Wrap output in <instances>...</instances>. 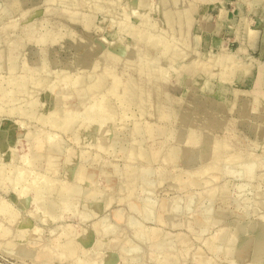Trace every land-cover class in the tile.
I'll return each mask as SVG.
<instances>
[{
  "label": "rangeland",
  "instance_id": "1",
  "mask_svg": "<svg viewBox=\"0 0 264 264\" xmlns=\"http://www.w3.org/2000/svg\"><path fill=\"white\" fill-rule=\"evenodd\" d=\"M129 1L0 0V264H264V0Z\"/></svg>",
  "mask_w": 264,
  "mask_h": 264
},
{
  "label": "bare ground",
  "instance_id": "2",
  "mask_svg": "<svg viewBox=\"0 0 264 264\" xmlns=\"http://www.w3.org/2000/svg\"><path fill=\"white\" fill-rule=\"evenodd\" d=\"M129 1V0H128ZM124 2H125V0H124ZM127 2V1H126ZM126 2H125V4H126ZM131 2V0L129 1V3ZM128 3V2H127ZM132 3V2H131ZM95 4V3H94ZM124 5V4H123ZM130 6V5H129ZM128 5H127V7H129ZM84 7H86V6H84ZM92 7V6H91ZM126 8V7H125ZM127 9H129V8H127ZM133 10V9H132ZM124 12V11H123ZM145 13H146V11H145ZM140 14H142V13H140ZM141 17V16H140ZM150 18V17H149ZM139 19V18H138ZM150 20H151V18H150ZM144 21V20H143ZM150 22V21H149ZM135 29V28H134ZM146 30V29H145ZM157 31V30H156ZM163 31V30H162ZM140 32V31H139ZM147 33V32H146ZM149 33V32H148ZM147 33V34H148ZM140 34V33H139ZM134 35V34H133ZM132 35V36H133ZM149 35V34H148ZM150 37V36H149ZM159 38V37H158ZM149 40V39H148ZM173 40V39H172ZM146 41H147V39H146ZM150 41V40H149ZM150 42H152V41H150ZM154 42V41H153ZM42 43V42H41ZM178 43V42H177ZM154 45V44H153ZM163 45V44H162ZM177 47V46H176ZM179 47V46H178ZM126 49V48H125ZM186 50V49H185ZM184 51V50H183ZM132 53V52H131ZM133 54V53H132ZM139 58V57H138ZM146 59V58H145ZM140 60V59H139ZM126 64V63H125ZM140 64V63H139ZM146 65V64H145ZM138 66V65H137ZM140 68V67H139ZM28 69V68H27ZM24 70V69H23ZM159 73V72H158ZM154 75V74H153ZM13 79H14V77H13ZM31 79V78H30ZM74 79V78H73ZM163 80V79H162ZM81 81V80H80ZM87 86V85H86ZM33 93V92H32ZM11 95V94H10ZM103 98V97H102ZM92 106H95V105H92ZM99 106V105H98ZM85 109V108H84ZM88 109V108H87ZM86 110V109H85ZM93 110V109H92ZM91 110V111H92ZM59 112V111H58ZM85 112H87V110L85 111ZM97 112H99V111H97ZM88 113V112H87ZM102 113V112H101ZM106 113H108V112H106ZM71 114V113H70ZM69 114V115H70ZM75 114V113H74ZM74 114H72V115H74ZM81 114H83V113H81ZM66 115V114H65ZM68 115V114H67ZM78 115V114H77ZM80 115V114H79ZM90 115V114H89ZM99 115V114H98ZM107 115V114H106ZM55 116H56V114H55ZM94 116H96V115H94ZM107 116H105V118H106ZM52 118V117H51ZM74 119V118H73ZM60 120H63V118H61ZM107 120V119H106ZM95 121V120H94ZM64 122H66V121H64ZM58 124H59V121L57 122ZM63 123V122H62ZM61 123V124H62ZM82 123V122H81ZM56 124V123H55ZM74 124V123H73ZM67 125V124H66ZM53 126V125H52ZM77 126V125H76ZM81 126V125H80ZM87 126V125H86ZM92 127V126H91ZM57 128V127H56ZM90 128V127H89ZM87 129V128H86ZM92 129V128H91ZM79 144V143H78ZM84 170V169H83ZM79 172V171H78ZM37 174V173H36ZM79 174V173H78ZM41 185V184H40ZM33 186V185H32ZM41 187H43V186H41ZM45 187V186H44ZM43 189V188H42ZM46 190V189H45ZM39 191H40V189H39ZM41 192V191H40ZM43 193V192H42ZM43 201H45L46 202V200H44L43 199ZM121 201V200H120ZM3 205V204H2ZM44 206V205H43ZM45 206L47 207V209H51V207H53L54 206V204H52V203H45ZM11 215V214H10Z\"/></svg>",
  "mask_w": 264,
  "mask_h": 264
},
{
  "label": "crops",
  "instance_id": "3",
  "mask_svg": "<svg viewBox=\"0 0 264 264\" xmlns=\"http://www.w3.org/2000/svg\"><path fill=\"white\" fill-rule=\"evenodd\" d=\"M264 69V68H263Z\"/></svg>",
  "mask_w": 264,
  "mask_h": 264
}]
</instances>
